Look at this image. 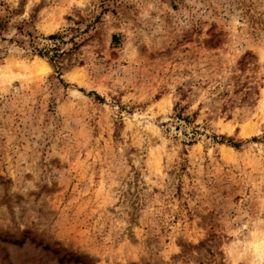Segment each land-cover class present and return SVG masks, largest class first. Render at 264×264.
Returning a JSON list of instances; mask_svg holds the SVG:
<instances>
[{
    "label": "rangeland",
    "instance_id": "1",
    "mask_svg": "<svg viewBox=\"0 0 264 264\" xmlns=\"http://www.w3.org/2000/svg\"><path fill=\"white\" fill-rule=\"evenodd\" d=\"M0 264H264V0H0Z\"/></svg>",
    "mask_w": 264,
    "mask_h": 264
},
{
    "label": "bare ground",
    "instance_id": "2",
    "mask_svg": "<svg viewBox=\"0 0 264 264\" xmlns=\"http://www.w3.org/2000/svg\"><path fill=\"white\" fill-rule=\"evenodd\" d=\"M37 68L39 69V71H43L47 69V64L42 59H39L37 62ZM243 131H245V129H243Z\"/></svg>",
    "mask_w": 264,
    "mask_h": 264
},
{
    "label": "trees",
    "instance_id": "3",
    "mask_svg": "<svg viewBox=\"0 0 264 264\" xmlns=\"http://www.w3.org/2000/svg\"><path fill=\"white\" fill-rule=\"evenodd\" d=\"M52 38H54V37H50V39H52ZM225 140H226V139H225ZM231 144H232V143H231ZM231 144H230V145H231ZM231 146H232V147H236V145H231Z\"/></svg>",
    "mask_w": 264,
    "mask_h": 264
}]
</instances>
